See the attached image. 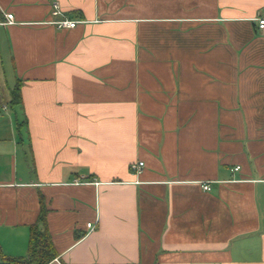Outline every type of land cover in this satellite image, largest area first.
Returning a JSON list of instances; mask_svg holds the SVG:
<instances>
[{
    "label": "crops",
    "instance_id": "obj_1",
    "mask_svg": "<svg viewBox=\"0 0 264 264\" xmlns=\"http://www.w3.org/2000/svg\"><path fill=\"white\" fill-rule=\"evenodd\" d=\"M6 12L0 66L25 124L0 131L4 255H26L42 198L48 264H264V0H0Z\"/></svg>",
    "mask_w": 264,
    "mask_h": 264
},
{
    "label": "trees",
    "instance_id": "obj_2",
    "mask_svg": "<svg viewBox=\"0 0 264 264\" xmlns=\"http://www.w3.org/2000/svg\"><path fill=\"white\" fill-rule=\"evenodd\" d=\"M12 106L21 104L20 83L16 82L10 90ZM25 124V120L18 123V128ZM46 208L40 199V211L36 222L29 226L27 253L25 256H7L0 251V264H48L57 256L46 223Z\"/></svg>",
    "mask_w": 264,
    "mask_h": 264
},
{
    "label": "rangeland",
    "instance_id": "obj_3",
    "mask_svg": "<svg viewBox=\"0 0 264 264\" xmlns=\"http://www.w3.org/2000/svg\"><path fill=\"white\" fill-rule=\"evenodd\" d=\"M13 85L14 82L8 62L5 64V68L2 65L0 66V131L9 138L13 133H17L18 131V123L16 124L15 120V113H19L17 111L18 108H14L10 103V90L13 88ZM28 159L30 160L29 155L27 157Z\"/></svg>",
    "mask_w": 264,
    "mask_h": 264
},
{
    "label": "built area",
    "instance_id": "obj_4",
    "mask_svg": "<svg viewBox=\"0 0 264 264\" xmlns=\"http://www.w3.org/2000/svg\"><path fill=\"white\" fill-rule=\"evenodd\" d=\"M54 7H56V5H54ZM58 11L54 10L53 14H56ZM4 17L5 20L0 21V24H10L13 22V14L10 12H6L4 13ZM75 20L72 19H60L57 21H54V23L56 24L57 27H73L75 25ZM257 27L259 30L264 31V16H259L257 17ZM143 166V162L142 161H136V162H132L130 163V168L132 170H134L135 172H139L141 170V167ZM239 166H235L233 169H238ZM202 188L203 189H209V185L208 183H202ZM87 226L90 229L94 228L93 223L88 222Z\"/></svg>",
    "mask_w": 264,
    "mask_h": 264
}]
</instances>
